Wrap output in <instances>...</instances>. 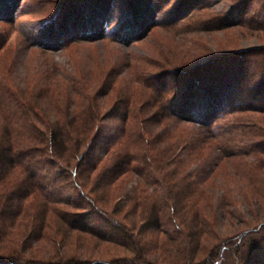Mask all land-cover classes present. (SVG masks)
I'll return each instance as SVG.
<instances>
[{"label": "rangeland", "instance_id": "obj_1", "mask_svg": "<svg viewBox=\"0 0 264 264\" xmlns=\"http://www.w3.org/2000/svg\"><path fill=\"white\" fill-rule=\"evenodd\" d=\"M244 72L251 77L238 88L234 76ZM262 79L264 0H0V95L6 88L11 100L32 106L27 119L42 129L73 119L68 129L74 136L89 135L91 116L98 115L101 137L95 154L108 146L106 138L118 135L117 146L126 144L149 156L155 148L166 156L168 144H176L177 156L187 160L174 169L177 175L200 176V165L213 167L196 189L183 195L197 201V215L208 222L196 261L217 244L234 240L242 229L264 223V160L257 164L246 152L260 139L249 130H264V112H227L233 108L228 105L239 108L252 100L264 106L253 96L264 91ZM204 82L225 84L217 87V96L225 100L222 108H228L212 130L197 127L196 120L166 116L168 101ZM91 107L88 117L84 112ZM157 110H165L159 122L151 118ZM13 113L0 103V124L15 118ZM143 120L150 122L145 131ZM81 121H88L87 129H79ZM137 133L143 134L139 145L133 143ZM199 135L205 137L201 146ZM217 147L245 152L219 161ZM164 170H151L150 179L129 174L116 185L106 209L119 197L116 215L126 222L138 227L139 216L152 207L164 215L166 230L179 229L168 220L164 202L170 183ZM255 186L260 189L253 191ZM181 213L184 218L194 211L187 207ZM109 248L122 254L119 247ZM174 256L170 244L160 255L166 260Z\"/></svg>", "mask_w": 264, "mask_h": 264}, {"label": "trees", "instance_id": "obj_2", "mask_svg": "<svg viewBox=\"0 0 264 264\" xmlns=\"http://www.w3.org/2000/svg\"><path fill=\"white\" fill-rule=\"evenodd\" d=\"M234 77H238L236 87L241 88L251 75L244 72ZM214 78L217 77H211ZM207 83L201 87L192 85L168 101L163 106L168 111L166 116L178 122L196 120L197 127L212 130L214 122L228 107L225 105L223 109L225 100L217 96V87L225 84ZM1 89L0 103L8 110H14L13 114L17 116L0 124V264H264L261 260L264 255L263 222L258 227L242 229L235 234L234 240L225 239L196 261L200 239L208 222L197 215V201L183 195L190 189H196L213 167L205 170L200 165L197 171H201L200 176L195 174L192 177L190 172L177 175L176 167L185 165L187 160L180 158L179 154L177 156L174 151L176 144H168L166 156L157 148L149 156L131 149L129 145L125 148L126 144L121 148L117 146L120 144L118 135L106 138L108 146L103 148L102 154H95L96 139L101 137L97 121L101 117L92 114V107L84 112L88 117L92 114V132L71 136L68 128L73 119L47 124L42 129L27 119L33 111L32 106L23 100H11L10 93L5 95L8 89ZM253 96L264 101V91L255 92ZM254 101L239 108L228 105L233 108L227 112L237 109L264 112V106ZM241 103L240 100L238 104ZM164 111L152 112L151 118L159 122ZM126 118L122 119L124 130L127 128ZM148 123L143 120V131ZM87 124L88 121L79 122V129L86 128ZM250 132L260 139L251 143L246 152L255 156L258 164L264 160L261 159L264 155V130L255 127ZM137 134L139 139L133 141L135 145H139L143 138V134ZM198 137L197 142L201 146L205 137ZM177 139L180 141L181 138ZM185 144L186 141L181 147ZM198 144L195 147H199ZM217 148L221 152L219 161L245 152H226L221 147ZM169 166L171 168L168 169ZM160 168H165L167 173L164 176L170 183L164 202L170 211L168 220L174 221L172 227L176 224L179 229L166 230L163 227L164 215L152 207L147 208L144 216H139L138 227L126 222L116 215L119 197L114 200L111 210L106 209L115 198V187L122 179L131 173L150 179L151 170ZM253 189L258 191L260 188L255 186ZM183 198L184 204L181 203ZM160 204L164 206L162 201ZM187 207L194 213L183 218L181 212ZM187 227L189 231H185ZM169 244L175 256L166 260L160 255ZM109 247H119L122 254H115Z\"/></svg>", "mask_w": 264, "mask_h": 264}]
</instances>
